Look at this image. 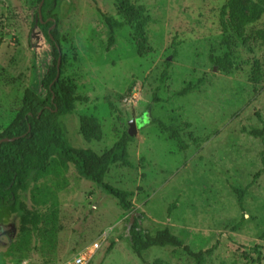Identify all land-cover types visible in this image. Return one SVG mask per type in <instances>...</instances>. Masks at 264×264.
<instances>
[{"label": "rangeland", "instance_id": "rangeland-1", "mask_svg": "<svg viewBox=\"0 0 264 264\" xmlns=\"http://www.w3.org/2000/svg\"><path fill=\"white\" fill-rule=\"evenodd\" d=\"M119 1L60 0L55 10L67 37L60 44L62 78L79 96L61 118L69 144L102 153L133 121L128 159L135 167L111 165L105 180L133 192V210L145 212L143 226L151 233L169 227L193 252H203L196 261L183 247L152 246L142 252L145 262L264 264V136L243 132L264 127V38L256 34H264V14L241 27L221 15L228 0H128L153 17L145 27L152 51L140 56L126 23L107 49L109 30L97 9L125 22ZM34 10L27 0H0V132L25 88L44 94L41 79L52 49L32 24ZM173 39L177 53L160 85ZM226 53L236 63L230 73L210 60ZM201 76L209 82L199 91L175 95ZM154 91L164 104L150 101ZM82 116L97 120L87 135ZM156 120L176 127L187 148ZM231 186L245 189V219L237 229L241 211ZM13 192L11 204H0V231L10 239L0 240V264H62L102 234L90 264H144L127 241L129 212L70 163L54 156L44 171L22 170Z\"/></svg>", "mask_w": 264, "mask_h": 264}, {"label": "trees", "instance_id": "trees-1", "mask_svg": "<svg viewBox=\"0 0 264 264\" xmlns=\"http://www.w3.org/2000/svg\"><path fill=\"white\" fill-rule=\"evenodd\" d=\"M27 1L35 7L32 24L42 31L51 46L52 62L47 66L41 79V88L44 94H38L29 87L25 88L19 109L0 132V204L9 205L13 202L15 198L13 186L22 170L44 171L50 159L56 156L70 163L79 176L94 183L98 189L113 197L123 211L129 212L125 224L127 241L133 253L144 264H154L153 262H145L142 257V252L152 246L183 247L196 261H199L203 252H193L189 246L183 244L181 238L174 234L169 227L158 229L154 234L145 228L143 226V221L146 218L145 212L139 209L133 210L130 202L133 192L114 186L105 180L107 170L111 165L121 163L130 168L135 167L128 159V144L133 141V136L123 132L113 145L102 153H97L90 148L73 147L69 144L66 137V127L61 118L74 110V103L79 99V96L76 95L74 86L62 78L66 57L61 51L60 44L67 41V37L61 35L58 29V14L55 10L60 0ZM129 1L121 0L117 4V13L123 16L125 22H119L115 18L103 14L98 9L97 11L101 14L109 30L107 49L115 45V30L122 28L126 23L129 25L136 41L137 54L143 56L152 51V48L148 45L145 27L153 21V17L146 13L142 5H136ZM40 3L41 15H39L38 10ZM263 14L264 0H252L248 4L244 3L243 0H228L221 10V15L226 16L232 26L238 25L241 27L258 21ZM256 34L264 38L263 33L257 32ZM177 44L178 42L173 39L171 42V56L164 61L162 71L158 77L160 85L168 78L171 57L177 53ZM210 60L218 70L227 73L236 68V63L229 53L223 56L210 55ZM208 82V78L198 77L194 81L185 83L180 90L176 91L175 95L183 96L199 91ZM156 124L162 131H169L170 137L176 140L181 150L187 148V144L182 140L176 127L165 125L157 120ZM93 125L97 126L96 118L81 117V131L83 134L87 135L89 128ZM243 132H247L254 137H263L264 127L250 130L243 128ZM194 141H200V139L196 138ZM251 184L252 181L248 183L247 187ZM231 190L236 196L241 211L239 220L232 226L233 229H237L245 219L243 205L245 189L231 186ZM175 206V202L169 205L168 214ZM3 233L0 231V240L9 243L10 239H7ZM112 246L113 244L110 248ZM241 255L244 259H251L245 251H242Z\"/></svg>", "mask_w": 264, "mask_h": 264}, {"label": "built area", "instance_id": "built-area-1", "mask_svg": "<svg viewBox=\"0 0 264 264\" xmlns=\"http://www.w3.org/2000/svg\"><path fill=\"white\" fill-rule=\"evenodd\" d=\"M105 237V234H102L91 244L80 249L77 253H75L71 258H69L62 264H90L95 253L98 251L102 242L105 240Z\"/></svg>", "mask_w": 264, "mask_h": 264}, {"label": "water", "instance_id": "water-1", "mask_svg": "<svg viewBox=\"0 0 264 264\" xmlns=\"http://www.w3.org/2000/svg\"><path fill=\"white\" fill-rule=\"evenodd\" d=\"M42 3V2H41ZM41 3L39 5V15H41V11H40V7H41ZM58 65H59V60H58ZM150 101L153 103V104H156V105H162L166 102V99H164L163 97H161L160 95V92L159 91H154L153 94L151 95L150 97ZM132 125V128L129 129L127 131V133L130 135V136H133V134L135 133V130L133 129V121H131L130 123Z\"/></svg>", "mask_w": 264, "mask_h": 264}]
</instances>
